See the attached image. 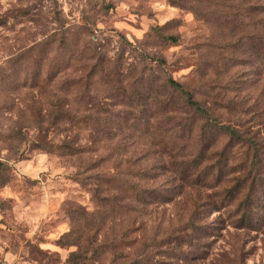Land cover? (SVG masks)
<instances>
[{"label": "rangeland", "instance_id": "374dc122", "mask_svg": "<svg viewBox=\"0 0 264 264\" xmlns=\"http://www.w3.org/2000/svg\"><path fill=\"white\" fill-rule=\"evenodd\" d=\"M245 174L257 230L205 203ZM0 259L264 264V0H0Z\"/></svg>", "mask_w": 264, "mask_h": 264}, {"label": "trees", "instance_id": "16d2710c", "mask_svg": "<svg viewBox=\"0 0 264 264\" xmlns=\"http://www.w3.org/2000/svg\"><path fill=\"white\" fill-rule=\"evenodd\" d=\"M172 41H175L174 38H169ZM169 86L173 89H176L180 91L181 93H185L182 89V87L175 83L172 80H168ZM186 95V103L188 106L192 107L195 112L198 113H205L188 95ZM201 141L202 147L200 153L207 152L208 148L210 147L211 140H204V138L201 135ZM225 150L221 154L224 155ZM200 157V156H199ZM194 164V163H193ZM191 165L192 167H197ZM200 164V163H199ZM190 168L183 169V174L187 175L189 171H191ZM196 169V168H195ZM194 169V170H195ZM211 171H214L213 167H205L204 171L200 173V175H197L196 179H194L191 182L198 183L199 185L203 187H208L209 189H214L221 185L222 182V176L223 171L222 169L215 170V174L211 175ZM249 174L243 175V177H236L233 178V184L229 187H223L221 190H217L215 192H212L211 194H208L205 196V203L208 206L207 209L211 211H219V209L226 208L228 206H234V210L231 211L233 221H235V225L237 228H246V229H252L257 230L259 229L260 223V217L261 212L258 209L259 205L257 201L259 200L258 196H256V186L255 182L257 181V177H251L250 179ZM250 180V185L248 187L247 192H243L244 187L246 186V181ZM257 206V207H256ZM201 217V213L197 210L194 211L193 216L191 217V220L189 221V227L192 230V234H187L179 237V241L181 243H185L190 245L191 244V237L195 235V237H200L204 235V229L198 225L195 224L197 222V219ZM178 253H181L182 250ZM182 258H188V254L184 255V253L180 254Z\"/></svg>", "mask_w": 264, "mask_h": 264}, {"label": "built area", "instance_id": "2783aa9c", "mask_svg": "<svg viewBox=\"0 0 264 264\" xmlns=\"http://www.w3.org/2000/svg\"><path fill=\"white\" fill-rule=\"evenodd\" d=\"M0 264H4V262L0 259Z\"/></svg>", "mask_w": 264, "mask_h": 264}]
</instances>
